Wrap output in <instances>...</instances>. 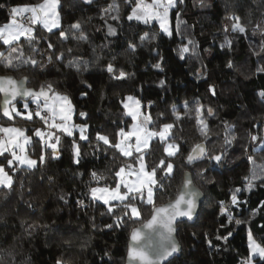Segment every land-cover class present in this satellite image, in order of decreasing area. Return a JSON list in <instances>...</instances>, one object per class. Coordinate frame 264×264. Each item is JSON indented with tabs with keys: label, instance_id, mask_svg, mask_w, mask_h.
<instances>
[{
	"label": "trees",
	"instance_id": "16d2710c",
	"mask_svg": "<svg viewBox=\"0 0 264 264\" xmlns=\"http://www.w3.org/2000/svg\"><path fill=\"white\" fill-rule=\"evenodd\" d=\"M38 2L42 0H0L5 5L0 8V26L8 22L11 7ZM112 2L97 0L87 6L80 0H60L61 27L67 30L71 24L81 21L89 41H61L59 29H54L53 34L37 25L35 34L39 45L35 58L45 67L24 65L13 71L0 66V76L27 77L29 86L37 90L46 81L51 82L54 89L69 97L74 106L75 122L86 123L89 136V141H79L78 136L61 135L58 158L48 156L45 163H38L34 169L10 172L14 179L11 190L0 186V264L125 263L132 227L150 218L152 206L138 202L141 219L135 225L117 226L115 216L106 210L108 206L92 201L87 193L89 186H114L113 174L126 162L138 166L134 162L137 154L124 157L102 142L98 149L95 139L100 132L115 143L118 126L129 128L132 120L121 103L129 95L141 101L143 112L151 116L157 130L163 123H174L172 135L180 145V153L172 161L173 174L160 181L163 188L154 189L156 206L175 199L186 171L191 172L196 186L205 196L196 223L179 224L182 252L171 264H242L249 256V229L254 239L264 245V227H260L264 225V208H261L264 187L260 186L264 182L255 181L256 187L250 193L243 191L244 177L249 176L254 167L248 162V156L255 159L256 165L264 164V147L259 141L251 142L250 139L251 135H263L264 130V97L260 95L264 92V73L257 72L259 66H264V52H260L264 35L257 30V25L264 28V0H204L203 4L200 0H184L179 5V33L173 38L160 33L156 40L143 45L139 36L150 29L159 32L158 24L128 21L126 17L132 5L126 0H117L121 19L119 22L109 20L117 27V35L109 37L100 16L102 9ZM173 11L171 24L175 27L177 10ZM233 15L240 17L241 23L247 26V35L231 32L230 17ZM225 26L228 33L224 32ZM182 36L197 41L199 57L185 55L184 59L180 58L178 48ZM225 36L233 41L230 50L219 47ZM21 42L29 53L24 38ZM48 42L55 47L43 51ZM129 43L137 45L135 52L129 49ZM8 47L0 41V50ZM68 48L72 49L71 53L66 51ZM53 52L57 55L64 52L65 58L57 61L53 56L50 63L48 56ZM75 59L87 61L88 70L77 72L69 67V60ZM229 61L234 66L232 69L226 66ZM109 62L129 73V77L120 81L112 79L105 70ZM156 63H161L163 71L153 67ZM202 66H206L205 74L198 78L197 70ZM161 80L165 81L163 86ZM209 85L215 86V96L208 91ZM184 101L193 107L199 102L205 109H213L214 118L207 117L210 133L205 141L210 153H218L223 146L224 122L234 126L236 139L228 149L223 167H213L211 161L185 166L190 149L204 138L199 133L194 112L184 115ZM17 106L22 105L18 103ZM173 106L181 113L179 121L173 115ZM80 112L87 113V118L81 117ZM2 121L6 120L2 118ZM34 121L35 124L17 117L9 124L33 136L34 128L42 124L35 116ZM73 140L80 144L79 164L73 161ZM150 149L151 159L145 157L150 166L166 155L157 140L152 141ZM40 151L39 145L30 147V154L37 160ZM205 167L208 171L201 176L199 170ZM93 171L106 179L98 183L93 181ZM235 188L242 189L239 198L247 201L239 209L230 205L231 192ZM62 195L63 200L60 199ZM80 200L84 201L83 206L78 203ZM221 201L230 207L234 218L250 222L238 226L233 222L221 227L227 223L226 217L220 215ZM257 208L259 212H255ZM115 212L119 214L120 208ZM108 224L113 227H105ZM45 225L47 227H43ZM229 231L232 235L227 244L215 239ZM255 264H264V261L257 259Z\"/></svg>",
	"mask_w": 264,
	"mask_h": 264
},
{
	"label": "snow or ice",
	"instance_id": "6c2138e0",
	"mask_svg": "<svg viewBox=\"0 0 264 264\" xmlns=\"http://www.w3.org/2000/svg\"><path fill=\"white\" fill-rule=\"evenodd\" d=\"M83 2L92 5L95 3V0H83ZM183 2L184 0H151V2L149 0H126V3L132 5L131 12L126 17L128 21H135L144 25H151L153 22H156L159 27V32L150 29L140 35V44L143 45L145 42L151 43V41L157 39L160 33L169 38H173L175 33H179L181 23L179 19V5L183 4ZM200 2L203 4L204 0H200ZM59 5L60 0H42V2L36 4H24L10 8L8 22L0 26V41H2V45L10 46L5 50H0V66L13 71L20 69L24 65H30L35 68L45 67L44 64L35 58L39 45L38 37L35 34V26L38 24L42 26L43 30H47L48 33H53L54 29H59L58 38L61 41H68L70 39L85 43L89 41V37L85 34L81 21L71 24L67 30L61 27L60 13L58 11ZM4 7L5 5L0 3V8ZM173 9L177 10V24L175 27L172 26L169 16ZM100 19L104 21L107 36L115 37L117 35V27L109 23V20L119 22L121 19L120 5L117 0H113L112 4L102 9ZM230 19L232 20V33L247 35V26L241 23L240 17L233 15ZM257 30L261 35H264V28L257 25ZM228 31V27L225 26L224 32L228 33ZM21 38H24L27 42V46L30 49L29 53L25 52V46L21 42ZM181 39L182 44L178 48L180 58L184 59L185 55L199 57V44L197 41L183 36ZM184 40H186V43L183 42ZM232 43V39L225 36L224 41L219 44V47L230 50ZM54 47L55 45L52 42H48L46 49L43 51L51 50ZM128 47L132 52H135L137 45L129 43ZM66 51L71 53L72 49L68 48ZM260 52H264V41H261ZM53 56H55L57 61H62L65 58V53L59 52L57 55L53 52L48 56L50 63ZM68 66L75 68L77 72L88 70V62H81L79 59L69 60ZM226 66L229 69L234 67L231 61ZM153 67L163 71L161 63H156ZM205 68L206 66H202L201 69L197 70L198 78L205 74ZM105 70L112 79L117 81L124 80L130 75L123 69L116 68L112 62L106 65ZM257 72L264 73V66H259ZM28 84L27 77L18 81L11 76H0V94H3V98L0 100V119L7 118L6 121L0 123V158H2L0 160V186L9 190L12 189L14 183L13 175L10 172L14 173L20 169L31 170L36 168L38 163H45L48 156L52 158L59 157V145L62 134L72 137L74 132L78 131L79 141H89L87 124H72L74 106L66 94H61L54 89L51 82L46 81L39 86L38 90L28 87ZM164 84L165 81L161 80L160 85L163 86ZM89 87L91 86L89 85ZM208 91L212 96L217 94L214 85H209ZM260 95L264 97V92ZM18 103H21L22 106L18 107ZM121 103L125 114L131 117L133 121L130 130H125L124 127L118 126V143H112L108 135L97 132L95 136L97 148L101 147L102 142V145L118 150L124 157H133V152H135L137 155L134 157V162L138 166L133 167V163L126 162L124 166L119 167L118 171L114 172V186H89L87 195L92 201H102L103 205L108 206L106 210L109 214L115 216L114 222L117 226H123L126 223L135 225L141 219L138 202L152 206L153 214L151 219L146 223H142L140 228L132 227L131 239L133 245L128 252V259L130 261H137L139 264H164L165 261L171 264L169 258L173 257L180 250L177 241L173 238V234L176 232V221L181 217L192 219L197 208L196 196L198 193L186 194L182 187L174 201H169L162 206H156L154 189L157 186L163 188L164 185L160 181L173 174L175 166L172 161L180 153V145L176 142L177 138L172 135L174 123H163L159 126V130H157V126L154 124L151 116L141 111L142 105L139 99L129 95ZM30 104H34L35 108H31ZM183 108L185 110L184 115H190L194 112L199 133L204 138V141L196 143L190 149L189 154L186 156L185 166H192L200 161H211L214 162L213 167H223L227 160L228 149L236 139L234 126L224 122L223 146L218 153L212 154L208 151L205 141L209 139L210 133L207 117L215 115L213 109L210 107L205 109L199 102H195L193 107L189 105L188 101L183 102ZM172 111L176 121H179L181 113L177 110L176 106H173ZM79 115L87 118V113L85 112H80ZM34 116L39 118L42 124L40 127L34 128L33 136L26 135L21 127L12 126L11 124L5 126V124L17 117H24L27 121L35 124ZM150 124L153 125L151 129L149 128ZM154 139L161 143L162 152L166 155H163L157 163L150 166L146 162L145 157L148 156L151 159L152 151L150 146ZM250 139L251 142L259 141L261 147H264V135H251ZM33 145L40 146L41 151L38 160L30 158L28 155L26 146ZM72 146L73 161L79 164L81 161L80 144L76 140H73ZM49 149L51 150L50 152L48 151ZM248 162H251L254 167L251 170V174L244 177L246 185L243 191L250 193L256 187L255 181L264 182V164L256 165L255 159L251 155L248 156ZM207 171L208 168L205 167L199 170V174L203 176ZM158 175L159 179H157ZM189 175V173L185 172L186 186L193 184L192 179L187 178ZM129 177H135V179H129ZM91 179L98 183L106 178L93 171ZM51 181L52 178L49 177V182ZM260 186L264 187V183H261ZM241 192V188H235L231 192L230 205L236 209H239L242 204L247 203L246 200L239 198ZM186 195H189L190 198H186ZM60 199L63 200L65 197L62 195ZM113 202L118 203L114 204ZM78 203L81 206L84 205L83 200L78 201ZM116 208H120L119 214L115 212ZM261 208H264V204H261ZM259 211V208L255 210V212ZM220 215L226 217L227 220V223L222 224L221 227H227L228 224H232L233 222L237 226L250 222L234 218L233 212L224 201L220 202ZM156 224L162 225L167 230V235L162 234V238L167 243L157 246H152L151 244L142 246L143 235L141 228H153ZM105 227L112 228L113 225L108 224ZM260 227H264V225ZM231 235L232 233L229 231L227 235H217L215 239L223 240L227 244ZM209 245H212L211 241H209ZM149 247L152 248L151 253L147 250ZM248 247L250 255L242 261V264H255L254 258L257 257L260 261H264V245L254 239L251 229L248 231ZM57 264H63V262L57 261Z\"/></svg>",
	"mask_w": 264,
	"mask_h": 264
},
{
	"label": "water",
	"instance_id": "95a60500",
	"mask_svg": "<svg viewBox=\"0 0 264 264\" xmlns=\"http://www.w3.org/2000/svg\"><path fill=\"white\" fill-rule=\"evenodd\" d=\"M80 1L83 4H85L83 2V0H80ZM96 1L97 0H95V2ZM85 5L90 6L88 4H85ZM11 77H13L14 79H16L18 81L22 80L24 78L23 77V78L17 79L14 76H11ZM27 86L30 87L29 84ZM30 88H32V87H30ZM2 98H3V94H0V100H2ZM214 116H211L210 118H214ZM4 120H7V118H4ZM13 121H11V122H13ZM186 172L190 174L187 178L192 179L193 184L191 186H186V183H185L186 177H185V173H184L183 182H182L181 188L182 187L184 188V191H185L186 194H190V193H193V192L198 193V195L196 196L197 208H196V212H195L194 216L192 217V219H188L187 217H181V218H178L177 221H176V225H175L176 232L173 234V238L177 241L180 250L177 253H175L173 255V257L169 258L171 261H173L174 259L178 258L180 256L181 252H182V247H181V244H180V242L178 240V226H179V224H182V223L195 224L197 219H198V217H199V214H200L201 205H202V203H203V201L205 199V196H204L203 192L201 191V189L196 186V184H195V182L193 180L191 172H189V171H186ZM181 188H180V190H181ZM180 190H179L178 194L180 193ZM178 194H177V196H178ZM177 196L175 197V199L177 198ZM186 198H190V196L186 195ZM175 199H173L172 201H174ZM167 203H165V204H167ZM165 204H163V205H165ZM152 214H153V212H152ZM151 216H150V218L148 220L151 219ZM147 221H145L144 223H146ZM140 227H141V225L138 226L137 228H140ZM141 233L143 235V240L141 241V245L142 246L143 245H149V244H151L152 246H157V245H160V244H166L167 243V241L162 238V234L163 235H167V230L160 224L154 225L153 228L143 227V228H141ZM132 245H133V241H132L131 235H130L129 243H128V251H127V255H126V259H125V263L124 264H139V262H137V261H130L128 259V252H129L130 247ZM147 250L149 251V253L152 252V248L151 247H149ZM164 264H168V261H165Z\"/></svg>",
	"mask_w": 264,
	"mask_h": 264
},
{
	"label": "rangeland",
	"instance_id": "374dc122",
	"mask_svg": "<svg viewBox=\"0 0 264 264\" xmlns=\"http://www.w3.org/2000/svg\"><path fill=\"white\" fill-rule=\"evenodd\" d=\"M149 2H151V0H149ZM173 10H175V9H173ZM173 10H171V12H170V14H169V16H170V21H171V18H172V14H173ZM60 23H61V19H60ZM39 25V24H38ZM37 26V25H36ZM41 26V25H40ZM42 27V26H41ZM22 39V38H21ZM2 42V41H1ZM128 97V96H127ZM126 97V98H127ZM133 97H135V96H133ZM126 98H125V100H126ZM136 99H138L137 97H135ZM31 105H33V106H35L34 104H30V107H31ZM142 105V104H141ZM35 108V107H34ZM141 111L143 112V109H142V107H141ZM74 117H75V111L73 112V116H72V124H74V125H80L79 123H76L75 122V119H74ZM24 118V117H23ZM0 123H3V121H2V119H0ZM133 123V121L131 122V124ZM131 124H130V126H129V128L127 129V130H130V128H131ZM12 125V124H11ZM5 126H9V123H7V124H5ZM12 126H15V125H12ZM45 128H46V126H44ZM151 129V128H150ZM53 131H55V130H53ZM27 135V134H26ZM62 135H66V134H62ZM263 135H264V130H263ZM76 136H79V133H78V131H75L74 132V135L72 136V137H76ZM109 139H110V136H109ZM155 140V139H154ZM153 140V141H154ZM119 142V137L117 138V140H116V142L115 143H118ZM152 143V142H151ZM27 147V149H28V155L30 156V158H32V159H36V158H34L31 154H30V147L31 146H26ZM133 154H136L135 152H133ZM129 179H135V177H129ZM101 187V186H100ZM98 202H101L102 203V201H98ZM113 203H118V202H113ZM248 252H249V255H250V249H249V247H248ZM255 259V261L257 260V259H259L258 257L257 258H254Z\"/></svg>",
	"mask_w": 264,
	"mask_h": 264
}]
</instances>
